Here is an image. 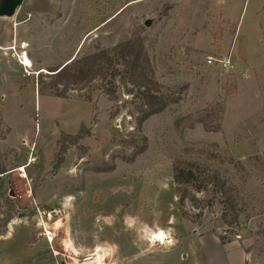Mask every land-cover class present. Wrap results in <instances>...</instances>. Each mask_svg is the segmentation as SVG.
Masks as SVG:
<instances>
[{"label": "rangeland", "instance_id": "obj_1", "mask_svg": "<svg viewBox=\"0 0 264 264\" xmlns=\"http://www.w3.org/2000/svg\"><path fill=\"white\" fill-rule=\"evenodd\" d=\"M15 40L33 70L0 54V262L43 248L58 252L43 264H264V0H29L0 18ZM130 40L149 88L105 63L53 76ZM148 90L170 103L140 126ZM178 163L196 183L176 184ZM214 174L233 209L198 191Z\"/></svg>", "mask_w": 264, "mask_h": 264}, {"label": "trees", "instance_id": "obj_2", "mask_svg": "<svg viewBox=\"0 0 264 264\" xmlns=\"http://www.w3.org/2000/svg\"><path fill=\"white\" fill-rule=\"evenodd\" d=\"M75 62V63H74ZM148 58L144 55V49L142 43H138L134 40H130L125 43L118 53L109 59V56L105 53L95 54L93 56L82 59L81 61H73L71 64H65L64 66L53 71L56 78L59 80H80L90 81L96 73L94 66L102 63L107 64V68L113 65L127 66L129 68V80L134 85L142 87H150L152 81L147 73ZM172 103L174 101H171ZM170 101L167 96L154 94L151 90H148L142 95V107H147V110L142 113L139 119V125L141 126L145 121L154 115L164 112ZM182 165V163H180ZM179 163L175 166V182L178 185H190L196 183L197 168L194 165H186L184 168ZM211 184L214 191L221 194L226 202L233 209L234 197L226 184L219 179L218 175L214 174L210 181L201 182V185L197 187L198 191L207 188V185Z\"/></svg>", "mask_w": 264, "mask_h": 264}, {"label": "built area", "instance_id": "obj_3", "mask_svg": "<svg viewBox=\"0 0 264 264\" xmlns=\"http://www.w3.org/2000/svg\"><path fill=\"white\" fill-rule=\"evenodd\" d=\"M28 44L25 42H21L20 44L15 40L12 44L4 46L0 43V54H3L6 58L16 59L18 65L22 67L23 73L25 76H30L33 70V62L28 53ZM29 63H28V62ZM209 65H216L223 69L231 68V61L228 59L215 60L213 58L209 59ZM24 175H26L25 171H22ZM23 177V175H22ZM27 176H25L26 178Z\"/></svg>", "mask_w": 264, "mask_h": 264}, {"label": "water", "instance_id": "obj_4", "mask_svg": "<svg viewBox=\"0 0 264 264\" xmlns=\"http://www.w3.org/2000/svg\"><path fill=\"white\" fill-rule=\"evenodd\" d=\"M28 1L29 0H0V18H13L16 11L25 6ZM145 25L149 27L151 22L147 21Z\"/></svg>", "mask_w": 264, "mask_h": 264}, {"label": "crops", "instance_id": "obj_5", "mask_svg": "<svg viewBox=\"0 0 264 264\" xmlns=\"http://www.w3.org/2000/svg\"><path fill=\"white\" fill-rule=\"evenodd\" d=\"M12 44V43H11ZM13 224H15V223H13ZM154 236H156V234H154L153 235V237H152V241L154 242V243H157L156 241H155V238H154ZM8 238V237H7ZM47 242H48V246H49V241L47 240ZM39 243H42V241H40L39 240V242H38V244ZM47 250V249H46ZM46 250H43V248H41L40 249V253H42V255H39L38 256V254L39 253H35L34 255H32V256H34V258H35V262H37V264H43L44 263V260L45 259H47V258H50L52 261H53V259L55 258V254H57L58 252H56L55 250H53L52 251V253H49V252H47ZM44 253V254H43ZM49 256H52V257H49ZM16 258V257H15ZM14 258V260H15V262H10L9 264H16V262H17V258L15 259ZM49 259V260H50ZM0 264H8V262H6V261H2V262H0Z\"/></svg>", "mask_w": 264, "mask_h": 264}, {"label": "bare ground", "instance_id": "obj_6", "mask_svg": "<svg viewBox=\"0 0 264 264\" xmlns=\"http://www.w3.org/2000/svg\"><path fill=\"white\" fill-rule=\"evenodd\" d=\"M19 10V9H18ZM18 10L16 11V14H15V16L18 14ZM14 16V17H15ZM13 17V18H14ZM28 62V61H27ZM29 63V62H28ZM33 66V65H32ZM46 71L45 70H42L41 71V73H45ZM25 171V167H23L22 169H20L19 171ZM26 176V175H25ZM25 176H24V178H25ZM47 234V233H46ZM48 236H51V234H48V235H46V237H47V239H48V241L49 242H51V241H53V239H52V237H48ZM154 238H155V241L159 244V245H164V244H166V243H171V240H170V238L169 237H167L166 235H165V233L164 232H160V233H158V234H156V236H154Z\"/></svg>", "mask_w": 264, "mask_h": 264}]
</instances>
